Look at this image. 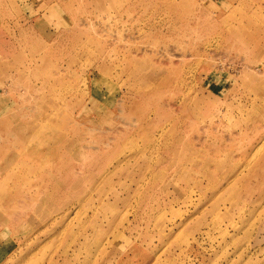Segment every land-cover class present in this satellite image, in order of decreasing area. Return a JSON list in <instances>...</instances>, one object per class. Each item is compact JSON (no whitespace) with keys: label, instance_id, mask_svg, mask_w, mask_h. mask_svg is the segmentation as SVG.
Wrapping results in <instances>:
<instances>
[{"label":"rangeland","instance_id":"1","mask_svg":"<svg viewBox=\"0 0 264 264\" xmlns=\"http://www.w3.org/2000/svg\"><path fill=\"white\" fill-rule=\"evenodd\" d=\"M0 264H264V0H0Z\"/></svg>","mask_w":264,"mask_h":264},{"label":"bare ground","instance_id":"2","mask_svg":"<svg viewBox=\"0 0 264 264\" xmlns=\"http://www.w3.org/2000/svg\"><path fill=\"white\" fill-rule=\"evenodd\" d=\"M27 140V139H26Z\"/></svg>","mask_w":264,"mask_h":264}]
</instances>
